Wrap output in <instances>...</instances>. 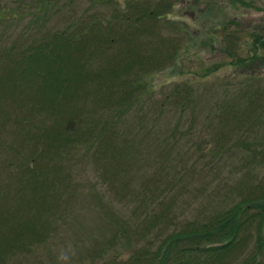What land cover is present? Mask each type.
Returning <instances> with one entry per match:
<instances>
[{
  "label": "trees",
  "instance_id": "1",
  "mask_svg": "<svg viewBox=\"0 0 264 264\" xmlns=\"http://www.w3.org/2000/svg\"><path fill=\"white\" fill-rule=\"evenodd\" d=\"M1 1L13 5V18H30L0 52V165L7 175L0 178V264H8L62 241L61 227L80 203L76 171L83 157L102 165L109 155L110 166L139 173L142 153L177 141L175 128L166 135L167 128L160 129L156 121L163 108L186 112L194 94L188 85H175L156 101L147 89V79L173 65L183 47L182 30L170 19L178 0H130L123 7L117 0H86L93 10L69 17L62 29L48 27L47 18L67 10L74 14L79 0ZM191 1L194 6L200 2ZM234 1L246 8L251 3ZM206 2L210 10L211 2ZM256 8L264 13L254 4ZM239 48L245 57L237 56L235 65L251 64V72L252 63L264 64V27L254 26ZM219 117H226L225 112ZM256 122L240 129L247 132L243 137L257 140L238 138L233 144L264 170V138L254 133L263 124ZM232 141L227 137L225 143ZM186 164H174V175L183 178L186 170L191 172ZM98 170L105 179V171ZM243 181L209 192L203 210L181 223L169 214L165 220L157 213L150 217L148 206L160 198L138 194L132 217L115 219L119 213L109 211L100 195L109 220L89 234L91 256H105L122 243L130 252L125 264H264V190L243 193ZM169 185L176 191L181 187L174 176ZM146 228L150 238L140 235Z\"/></svg>",
  "mask_w": 264,
  "mask_h": 264
},
{
  "label": "rangeland",
  "instance_id": "2",
  "mask_svg": "<svg viewBox=\"0 0 264 264\" xmlns=\"http://www.w3.org/2000/svg\"><path fill=\"white\" fill-rule=\"evenodd\" d=\"M128 1L117 0L122 7ZM233 1L210 0L209 10L204 0H200L198 6L192 5L191 0H178L170 16L173 24L182 30L183 47L176 61L171 62H174L173 65L147 79V89L149 96L156 101L163 100V96L175 85H188L194 94L193 104L186 112L179 114L164 107L163 113L156 119L160 129L167 128L166 135L170 136V130L176 129L172 132L177 140L174 145L163 143L150 154L142 153L139 173L133 166V170H130L131 167L121 169V166H110L109 155L104 161L101 160L102 165L95 164L92 159L91 164L88 155L83 157L76 171L77 184L81 185L78 198L81 199L80 203H75L76 209L72 206L73 211L70 212L73 214L69 217V223H66L65 228L61 227L62 241L36 250L25 259L22 258L21 263L8 261V264H125L130 252L129 248H122V243L106 252L105 256L103 253L91 256L93 247L89 234L109 220V216L102 211L103 203L109 211L119 213L120 217L113 216L115 219L131 218V211L137 209L139 201L135 200L136 194L148 200H152L150 197L153 196L160 198V202H154L153 207L152 204L148 206L150 217L157 213L159 218L164 217L162 220H165L169 214L180 221L203 210L208 203L206 195L209 192L223 190L225 186L229 188L232 186L230 184L244 180L239 188L243 193H260L264 190V170H260L250 155L246 156L233 144L238 138L247 142L249 138L252 139L243 137V134H247L243 129L251 121L263 124V128L260 127L259 131L254 129V133L264 138V64L252 63L253 70L249 72L251 64L244 66L232 63L237 56L245 57L239 46H245L252 28L257 24L264 27V13L253 9L255 4L264 10V0H246L251 2L249 8ZM88 5L86 0H79L74 8L75 15L67 10L52 18L49 16L47 26L56 24L57 28H64L70 22L69 17L83 14L80 13L83 10L84 14L92 11L94 6L91 8ZM12 7L11 3L5 1L0 3V52L7 48L9 41L19 37L30 21V18H13L15 14L10 10ZM29 12L32 14L33 10L29 9ZM233 21L235 25L231 24ZM233 31L234 34L228 37L227 34ZM213 36L216 38L214 41L211 40ZM221 111L225 112L226 117H219ZM145 119L151 121V117ZM4 133L6 135L8 131ZM227 137L233 139L232 143H225ZM180 162L187 163L186 167L191 170H186L183 178L174 175L177 168L173 165ZM193 164L195 166L191 169L190 165ZM100 168L107 175H104L105 179L98 177ZM173 176L180 180L181 187L177 191L169 185ZM6 177L0 165V178ZM110 182L115 186L110 187ZM125 184L127 188H124ZM85 186L88 189L82 194ZM100 195H103V203L98 202ZM139 208L144 210L147 206L141 207L139 203ZM162 220L159 225L166 229L167 223ZM148 231V228L143 229L141 232L146 233L140 235L149 234ZM148 234L147 238H150ZM76 242L82 245L75 247ZM139 245L144 246V242L140 241Z\"/></svg>",
  "mask_w": 264,
  "mask_h": 264
}]
</instances>
